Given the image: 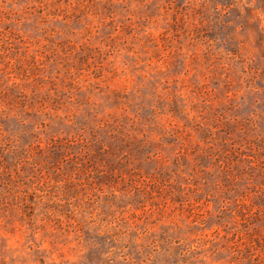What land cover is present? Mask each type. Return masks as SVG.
I'll return each instance as SVG.
<instances>
[{"label": "rangeland", "instance_id": "obj_1", "mask_svg": "<svg viewBox=\"0 0 264 264\" xmlns=\"http://www.w3.org/2000/svg\"><path fill=\"white\" fill-rule=\"evenodd\" d=\"M0 264H264V0H0Z\"/></svg>", "mask_w": 264, "mask_h": 264}]
</instances>
